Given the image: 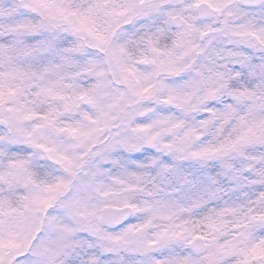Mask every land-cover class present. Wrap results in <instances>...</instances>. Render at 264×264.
<instances>
[{"label": "clouds", "instance_id": "9594fccd", "mask_svg": "<svg viewBox=\"0 0 264 264\" xmlns=\"http://www.w3.org/2000/svg\"><path fill=\"white\" fill-rule=\"evenodd\" d=\"M0 264H264V0H0Z\"/></svg>", "mask_w": 264, "mask_h": 264}]
</instances>
